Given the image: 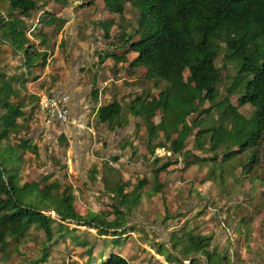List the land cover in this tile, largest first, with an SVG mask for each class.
Listing matches in <instances>:
<instances>
[{"label": "trees", "instance_id": "trees-1", "mask_svg": "<svg viewBox=\"0 0 264 264\" xmlns=\"http://www.w3.org/2000/svg\"><path fill=\"white\" fill-rule=\"evenodd\" d=\"M111 13L125 15L126 4L137 8V26L127 36L129 48L138 53L133 66H144L149 80L164 81L165 86L158 94L135 98L130 111L142 115L149 134L158 131L171 142L172 152L182 155L183 162L193 163L218 160L225 162L235 155L249 152L244 171L254 165L263 171L255 178L264 181V0H104ZM45 2L40 0H11V8L21 15L38 11ZM225 49V61L236 65L237 72L227 94L218 100V82L221 77L216 58ZM189 72L185 76V71ZM239 93L238 105L230 97ZM4 87L0 88V254L10 239H20L32 227L42 229L45 240L55 235L54 223L58 228L68 226L65 222L94 227L100 234H107L110 228L124 225V211L114 209L117 216L108 220L106 214L95 217V213L81 215L74 205L72 185H63L60 180L49 182V175L41 180L24 181L21 184L20 160L26 151L39 156L38 146L21 137L11 140V133H18L17 117L21 106L8 99ZM209 101L212 105L202 108ZM250 104L252 110L247 116L239 106ZM217 108L220 123L217 126L201 127V117ZM120 110L117 102L99 108L101 121L112 120L113 113ZM159 112L160 120L155 123L151 117ZM194 115V116H193ZM191 117V120L189 119ZM195 129L197 131L195 132ZM192 136L193 148H186ZM222 148V152L217 151ZM197 151L203 153L201 155ZM148 152L153 155L155 148ZM214 153V154H213ZM161 158L154 156L152 169L153 192L163 189L160 172L171 161L157 165ZM212 170L211 174H213ZM98 173L97 167L93 168ZM147 183L141 178L136 186L125 192L129 185L121 179L115 184L106 183V190L114 194H140ZM38 202H37V201ZM128 201V200H127ZM121 203H127L121 198ZM53 210L59 219L45 211ZM131 211V208H128ZM119 214V215H118ZM69 229V227H67ZM73 238H77L73 236ZM89 254L85 264H131L121 254H111L107 260L97 262L91 258L92 247L88 240L78 241ZM187 251H200L209 264H224L228 256L217 248L205 249V239L192 235ZM48 248H43L41 257L30 264L44 263L48 259ZM179 262L181 260L178 259Z\"/></svg>", "mask_w": 264, "mask_h": 264}, {"label": "crops", "instance_id": "crops-1", "mask_svg": "<svg viewBox=\"0 0 264 264\" xmlns=\"http://www.w3.org/2000/svg\"><path fill=\"white\" fill-rule=\"evenodd\" d=\"M51 1V5L45 3L39 9L40 11L38 10L39 14H36L38 11H32L30 15H21L17 9L11 8V0H0V88L4 87L9 101L20 105L22 110L17 117L18 133H11V140L15 143L24 137L32 144H36L39 150V156L29 151L23 153L20 166L23 159L28 156L40 157L41 143L39 141L44 142L43 144L55 145L60 147L64 158L62 166L67 165L73 170L84 171L86 180L102 183L109 196L121 200V194L106 190V183H112L115 187L118 179L128 182L125 179L129 178V173L128 176L121 177L118 163L123 155L129 158L132 151L134 153L137 150V146L140 151L142 148L140 142L135 139L136 135L131 137L129 135L135 132L139 134L138 137L143 136L142 140L147 150L153 147L156 150L161 147L155 139L163 133L158 131L155 134H149L143 116L132 113L129 108L136 97L145 99L147 96L146 68L132 65L138 53L131 50L126 43L130 33L126 28H122L119 14L108 11L104 0H94V3L91 0L74 1L73 4L67 3L69 0ZM53 90L63 91L70 97L71 122L65 126L57 125L52 121L48 122L40 108L41 96ZM113 102L120 105V110L113 113L111 121H101L99 108ZM151 119L155 123L160 120L156 116ZM120 134L121 137H119ZM127 134L130 139H126ZM61 143L65 146H60ZM44 148L46 146H43V150ZM112 151L117 153L110 158L109 154ZM103 153H106V157L102 156ZM154 154L150 156L153 157ZM168 161L174 163L175 160ZM193 166L195 164H191L184 174L188 175ZM94 167H97L99 171L96 174L93 172ZM125 167L129 165L126 164ZM206 169L204 168L203 175L206 174ZM44 173L49 175V182L58 179H53V174ZM171 179L173 182L162 189L164 192H169L160 194L165 197L167 204L180 198H183L182 201L186 200L184 204L190 203L187 200L188 194L183 188L185 182L183 179L187 181L188 177L172 176ZM170 185L172 194L169 190ZM205 187L212 188L208 183ZM126 188L125 192L128 191ZM143 188L138 194L139 200L136 205L142 196L145 197L142 194ZM180 192L182 194H178ZM71 193L75 194L73 188ZM93 193L99 194V191ZM150 195H152L151 199L157 198L156 194ZM73 197L75 208L81 215L92 212L95 213V217H99L101 214H106L100 211L102 210L100 207H98L100 210L90 206H87L85 210L82 209L83 211L80 210L76 197L74 195ZM193 198L195 199L196 196L194 195ZM126 202H120V206L119 204L113 206L110 213L113 218H109L106 214L111 221L117 216L114 212L116 207L124 211L125 214L122 215L124 225L121 228H110L107 234H100L96 228L87 226L94 228L99 235L110 236L111 239L118 235L127 237L123 246H114L113 250L106 253L104 259L105 252H100L98 257H93L91 254L93 260L101 262L107 260L111 254H121L131 264H136L135 261L139 264H150V260L159 261L160 264H193L197 260L195 258L201 256L198 254L200 251L189 252L182 245V241H178L173 244L175 246L173 255L166 259L165 250L158 247L156 251L151 239L142 242L139 238L141 234L137 232L140 230L138 227L151 228V225L143 221L145 215L142 216L139 210H133L131 199ZM129 207L131 211H128ZM198 209V203L191 205L189 215H193V211L196 212ZM132 213L138 218L134 223L131 222ZM181 220L184 221L183 218ZM70 223L74 222H65L67 225ZM180 223L181 221L177 219L171 225L172 231L177 229L178 235ZM207 224L201 227L203 234L206 233L205 225ZM77 239L74 241L83 248L89 258V254L85 251L86 247L78 242L82 240ZM88 245L93 250V246ZM88 258L86 261L89 260ZM203 258L206 264H209L204 255Z\"/></svg>", "mask_w": 264, "mask_h": 264}, {"label": "rangeland", "instance_id": "rangeland-1", "mask_svg": "<svg viewBox=\"0 0 264 264\" xmlns=\"http://www.w3.org/2000/svg\"><path fill=\"white\" fill-rule=\"evenodd\" d=\"M74 1L82 0H69L67 3L73 4ZM40 2L51 5L52 1L40 0ZM91 2L94 3L95 1L91 0ZM86 5L88 4L86 3ZM39 11L36 14H39ZM138 14L137 8L127 3L125 15H119L122 20V28H126L130 34L135 31ZM114 44L116 43L114 42ZM224 54L225 49H222L216 58V65L221 73L217 84L220 91L218 100H222L226 96L227 89L232 84L237 72L236 65L225 61ZM188 75L189 72L186 70L185 76ZM146 85V95L152 96L158 94L159 90L165 86V82L157 81L156 85V81L146 78ZM239 95V93H235L230 97L234 105H238ZM211 105L209 101H206L202 108H208ZM239 110L248 116L252 110V106L250 104L239 106ZM220 114L219 110L214 108L211 113L203 115L201 117V127L217 126L220 123ZM159 115L160 113L157 112L152 114V117L156 116L160 119ZM38 118H40L39 115ZM189 119L191 120V117ZM196 131L197 129H195ZM133 135H136L135 139L140 142L142 146L141 151L137 146V150L134 153L132 151L129 158L123 155L122 160L118 164L120 165L119 171L121 177L124 178L129 173V178L125 179L129 184L126 188L127 192L131 191L141 178L145 177L148 179L142 191L145 197L142 196L137 205L136 203L139 200L138 194L121 196L123 199L126 198V201L131 199L133 210H139L142 216L145 215L143 221L151 225V228H146L145 226L138 227L140 230H137V232L141 234L139 238L142 242L151 239L154 249L157 251L158 247H162L165 250L164 257L169 259L173 255V247H175L173 244L175 242L182 241V245L186 248L188 245H191L190 238L192 235L197 237L203 236L205 239V249L211 250L217 248L221 254L228 256V260L224 264H264V181L255 178L256 176H263V171L256 165H254L252 170L244 171L243 164L248 162L249 152L237 154L225 162L219 161L220 159L205 163L200 161L190 169L188 175H185L184 172L191 164H194L193 158L191 157L189 162H183L182 155L172 152L171 142L167 141L163 134L158 135L155 140L161 147L157 148L154 154V156L161 158L158 165L169 159L175 160L174 163L168 165L165 170L160 172L163 188L169 186L170 182H173L172 176L176 178L186 176L189 179L187 181L183 179L185 181L183 188L184 192L188 194L187 200L190 203L184 204L186 200L182 201L183 198H180V200L170 201L167 204L164 200L165 197L160 194H166L169 191L164 192L162 190L156 193V199H151L152 195L150 194H155L153 192L155 183L152 173V169L156 166L154 164V156H150L148 150L145 148L142 140L143 136L140 138L138 137L139 134L135 132L129 136ZM127 136L128 134L125 136L126 139L128 138ZM119 137H121V134ZM39 143H41L39 146L41 148L40 157H23L24 159L20 168L21 184L25 180H40L42 175H45L44 172H48V174L54 175L53 179H60L62 184H72L75 193L73 195L76 197V203L80 210H85L87 206L96 210L100 207L102 209H99L100 211L106 212L109 218H113V215H110V213L114 205L119 204L118 206H120V200L109 196L105 192L102 183L86 180L84 171L81 172L79 169L73 170L67 165L62 166L64 158L60 152V147L43 144L44 142L42 141H39ZM43 146H46L45 150H43ZM60 146H65V144L61 143ZM186 146V148H193L192 136L188 138ZM197 152L203 155V153ZM221 152L222 148L217 151V154ZM116 153V151H112L109 154L110 158L114 157ZM102 156L106 157V153H103ZM51 160L53 161L50 162ZM102 161L107 160L102 159ZM126 164L129 167H125ZM204 168H207L205 175H203ZM213 169L215 170L211 174ZM207 183L211 184V189L205 187ZM97 190L99 194H94L93 192ZM169 190L170 194H172L171 185ZM178 194H182V192ZM194 195L196 198L192 199ZM196 203H198L199 209L196 212L193 211V215H189L191 205ZM177 206H179L178 209L176 208ZM45 212L52 216V218L59 219L58 215L53 213V210ZM137 219L136 214L133 215L132 213L131 222L134 223ZM177 219L181 221L179 235L177 234V229L172 231L171 227L172 223ZM205 223L208 224L205 225L206 233L203 234L201 227ZM53 226L55 235L51 241L46 242L44 231L34 226L20 239L18 247L15 246L16 240L10 239L4 252L0 254V264H30L31 260L41 257L44 246L48 248V259L46 262L39 264H84L88 255L82 247L76 244L74 241L76 238H73V236H76L77 240H89V244L93 246V257H98L100 252H105L103 259L106 257V253L114 249V246H123L127 239V237L121 235L111 239L110 236L99 235L94 228L74 223H70L68 226L61 227L60 229L58 228V222H55ZM130 236L133 237V235H128V237ZM198 254H201V256L196 257L195 260H197L193 264H206L202 252H198ZM149 262L150 264L161 263L154 260H150ZM135 263L139 264L138 261H135Z\"/></svg>", "mask_w": 264, "mask_h": 264}, {"label": "built area", "instance_id": "built-area-1", "mask_svg": "<svg viewBox=\"0 0 264 264\" xmlns=\"http://www.w3.org/2000/svg\"><path fill=\"white\" fill-rule=\"evenodd\" d=\"M69 98L67 93L60 90H53L41 96L40 108L48 122L52 121L64 126L71 122Z\"/></svg>", "mask_w": 264, "mask_h": 264}, {"label": "water", "instance_id": "water-1", "mask_svg": "<svg viewBox=\"0 0 264 264\" xmlns=\"http://www.w3.org/2000/svg\"><path fill=\"white\" fill-rule=\"evenodd\" d=\"M45 213H47V212H45ZM56 214V213H55Z\"/></svg>", "mask_w": 264, "mask_h": 264}]
</instances>
